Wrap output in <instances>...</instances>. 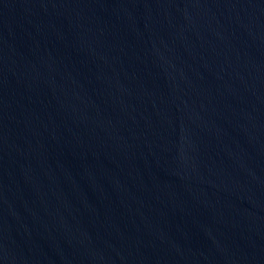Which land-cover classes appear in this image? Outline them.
<instances>
[{
  "label": "water",
  "instance_id": "95a60500",
  "mask_svg": "<svg viewBox=\"0 0 264 264\" xmlns=\"http://www.w3.org/2000/svg\"><path fill=\"white\" fill-rule=\"evenodd\" d=\"M0 264H264V0H0Z\"/></svg>",
  "mask_w": 264,
  "mask_h": 264
}]
</instances>
